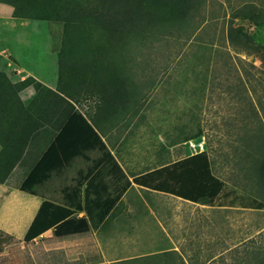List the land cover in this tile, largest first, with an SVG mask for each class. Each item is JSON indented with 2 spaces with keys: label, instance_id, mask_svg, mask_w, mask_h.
<instances>
[{
  "label": "rangeland",
  "instance_id": "1",
  "mask_svg": "<svg viewBox=\"0 0 264 264\" xmlns=\"http://www.w3.org/2000/svg\"><path fill=\"white\" fill-rule=\"evenodd\" d=\"M192 3L182 21L159 24L144 33L124 32L116 45L123 50L121 59L110 53L102 57L99 65L107 72L120 68L122 88L119 102L108 112L116 125L109 127L106 142L110 146L125 138L122 154L133 150L132 161L148 155L149 164L155 165L160 161L156 151H165L182 136L193 138L173 146L168 159L193 157L186 148L193 153L198 144L193 139L201 138L214 175L238 195L264 202V183L253 165L237 159L245 152L264 156V29L247 20L256 14L264 21V0ZM9 15L38 22L14 27L5 17ZM72 22L82 19L65 9L39 12L0 4V48L8 46L21 65L54 83L62 26ZM230 28L236 34L232 41ZM5 55L0 53V70L12 75ZM108 76L116 79L117 74ZM18 95L13 89L0 97L5 110L0 117L14 118L18 111L13 110L22 100ZM77 107L86 114L95 110L88 99ZM14 157L0 158V264H55L54 259L79 258L85 264L133 259H139L138 264H235L243 249L264 246V210L212 208L134 186L103 227L63 239L49 231L26 244L24 234L40 203L63 200L61 189L49 183L36 187L34 194L20 192L24 174ZM76 166L77 162L73 173ZM69 184L67 179L65 185ZM169 251L179 259L168 261L164 255Z\"/></svg>",
  "mask_w": 264,
  "mask_h": 264
},
{
  "label": "trees",
  "instance_id": "2",
  "mask_svg": "<svg viewBox=\"0 0 264 264\" xmlns=\"http://www.w3.org/2000/svg\"><path fill=\"white\" fill-rule=\"evenodd\" d=\"M0 4L39 12L60 8L82 19L80 23L62 26L55 90L31 77L12 83L0 70V96L13 89L20 92L31 87L34 95L27 111L44 124L47 133L55 134L49 148L18 187L20 192L34 194L35 188L48 181L52 173H60L77 157L89 162L85 152L98 151L101 155L78 172L74 186L62 190L63 204L41 202L24 234V243H35L48 231L57 239L87 235L92 229L103 227L113 215L130 182L102 141L100 125L75 106L88 99L94 102L96 113L102 111V107L109 112L119 102L122 88L120 76L109 77L108 74L117 73L107 72L99 65L102 57L111 53L112 48L118 49L116 45L124 38V32L144 33L159 24L182 21L192 9V0H0ZM258 18L252 14L247 20L264 29V21ZM228 37L235 40V29H229ZM192 138V135L182 136L183 142ZM237 159L238 163L252 164L258 180L264 183V156L251 157L245 152ZM212 165L209 153L200 152L134 178V183L212 208L264 210L263 201L238 195L236 189L215 176ZM81 213L84 215L80 217ZM175 254L169 251L164 256L168 261H176L179 256ZM237 256L235 264H264V246L247 247ZM54 262L85 264L82 258L72 262L54 259ZM139 262L133 259L120 264Z\"/></svg>",
  "mask_w": 264,
  "mask_h": 264
},
{
  "label": "crops",
  "instance_id": "3",
  "mask_svg": "<svg viewBox=\"0 0 264 264\" xmlns=\"http://www.w3.org/2000/svg\"><path fill=\"white\" fill-rule=\"evenodd\" d=\"M5 17H6V19H8L10 22L13 23L14 27L17 24H19L23 28L29 27L28 24L30 22H38L37 20H33V21L28 20L27 21V19H25V18H20V17H16V16H11V15L5 16ZM29 46H30V44H29ZM118 46H120V43L118 44ZM58 47H60V44ZM0 53L6 54L5 55V61H4L5 65H6V67H9L11 71H13L12 75L8 74L6 72L7 76L9 77V79L11 80L12 83L20 82V81L25 80L28 77H31V78L35 79L36 81L40 82L42 85L49 88L50 90H55L57 78H56L54 83L41 79L38 76V74L32 68L21 65L18 58L14 55L13 51L10 48H8V46L4 45L3 47H1ZM110 54L114 55L116 57H119V59H121L120 57L124 55L123 50H121L120 48L117 50H112ZM112 72H116L117 75L119 76L120 75V68H118ZM8 92H10V91H8ZM17 93L21 96V99L23 101L21 100L20 106L18 105L17 108H14L13 112L16 110L18 111V112H14V118H9L8 116L0 117V158L12 159L14 156H16V158L19 161L17 166L21 167V169H23V174H24L23 180H24L26 178V176L30 173L31 169L39 161L42 154L49 148V146L51 145V143L54 140L55 134L52 135V133H47L44 129L45 128L44 124L37 121L26 109L29 101L32 99V97L34 95L33 89L31 87H28V88H26L20 92H17ZM3 95H1V96H3ZM75 107H76L77 111L81 112L77 106H75ZM22 108L26 109L27 112L26 113L22 112L21 111ZM101 110L102 111H100L99 113H96V110H94L93 113L90 112L91 110H88L87 115L89 114L88 117L91 118V120L95 124L100 125L101 130L99 132H100L102 141L106 144V147L110 151L111 155L113 157H115V159L118 161L119 165L123 168V170L127 176V179L130 182L129 188L134 186V187H139V188L148 190L144 187L136 185L134 183V178L141 177L146 173L153 172L155 170H158L162 167H166V166L174 163L175 161L173 159H171V161H170V159H168V156L172 155L171 148L173 146L178 145V144L181 145V144H186L187 142H189V141L183 142V139L181 137V139L179 141L171 142V143H169L170 144L169 146H165L164 147L165 151H156V156L160 157V161L155 163V165L149 164L148 155H146V157L141 156L139 158V162H134L130 159L131 157H134V151L133 150H132V153H129L128 155L122 154V152L120 151V147L124 146V144H125V138H123V140L118 141V142L112 141L110 146L107 144L105 138L110 136L111 131L109 130L110 129L109 127L116 125V124L108 116L109 113H108L107 108L102 107ZM0 113H5V110L2 109L1 106H0ZM7 115H8V111H7ZM198 131H199L198 133H200L199 129H198ZM159 141L162 142V140H160V139H159ZM193 141H198V146H197L196 150L192 151L193 153H191L187 147L186 152L190 153L191 155L192 154L195 155L197 153L204 151L203 149H201L202 144H203V143L201 144V142H203L201 140V138H199L197 140L193 139ZM145 151L149 152L148 149L147 150L144 149V152ZM94 154H96L97 156L92 157ZM84 155L90 160L89 162L85 161L83 157H77L70 163V165L66 169L62 170L60 173H58V174L52 173L50 179L48 181H46L41 186H44L45 184L49 183V184H51V186L59 187L61 189V192H62V190L66 189V188L74 186L76 183V178H77L78 172L81 170H84L85 167L87 165H89L92 160H96V159H99L101 157V155L98 151H88V152H85ZM180 159H182V158H180ZM180 159H178V160H180ZM178 160H176V161H178ZM75 162H77V166L75 168V172L73 173L72 167H73V164ZM162 164H165V165H162ZM68 170H70L71 173ZM73 174L75 175L74 177H73ZM73 178H74V180H73ZM67 179H69V181H71V184L65 185V181ZM21 183H20V185H21ZM2 188H13V187L11 185H3ZM84 188H85V185L82 186V190ZM148 191H151V190H148ZM151 192L160 193V192H155V191H151ZM160 194L167 195V196L173 197V198L178 199V200H182L180 198H177V197H174V196H171L168 194H164V193H160ZM183 201H185V200H183ZM56 204H58V203H56ZM83 215H84V213H81L79 216L81 217ZM48 232H46V233H48ZM45 234H43L41 237H39V240H40V238H44L43 236ZM73 237H75V236H73Z\"/></svg>",
  "mask_w": 264,
  "mask_h": 264
},
{
  "label": "bare ground",
  "instance_id": "4",
  "mask_svg": "<svg viewBox=\"0 0 264 264\" xmlns=\"http://www.w3.org/2000/svg\"><path fill=\"white\" fill-rule=\"evenodd\" d=\"M195 146H198V144H196ZM194 149H195V147H194Z\"/></svg>",
  "mask_w": 264,
  "mask_h": 264
}]
</instances>
